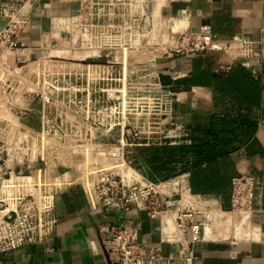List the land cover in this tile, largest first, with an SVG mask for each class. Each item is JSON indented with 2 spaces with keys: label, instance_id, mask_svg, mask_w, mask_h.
Instances as JSON below:
<instances>
[{
  "label": "built area",
  "instance_id": "1",
  "mask_svg": "<svg viewBox=\"0 0 264 264\" xmlns=\"http://www.w3.org/2000/svg\"><path fill=\"white\" fill-rule=\"evenodd\" d=\"M28 1L0 2V253L47 238L57 221L56 195L78 183L90 207L128 210L135 205L148 219H158L161 241L177 245L175 254L164 255L161 241L139 240L140 224L113 223L103 239L112 262L194 264L204 242V224L196 218L197 203L184 173L152 181L125 153L159 143L149 139L162 134L164 118L173 114L178 92L162 81L157 59L175 60L221 47L243 55L259 41L245 35L212 38L207 30L187 26L168 30V0H67L76 7L53 22L57 34L49 40L64 41L69 52L81 55L80 63H39L42 57L21 37ZM110 54L112 59L100 60ZM134 56L138 59L130 63ZM229 68L226 62L216 70ZM29 114L38 117L36 126L28 123ZM51 131L57 140L73 137L69 148L83 153V167L76 164L54 174L50 168L62 163L51 164L41 156L37 160L44 147L42 134ZM99 138L111 141H94ZM94 149L103 155L101 164L89 156ZM255 183L253 174H234L229 209L221 211L248 216Z\"/></svg>",
  "mask_w": 264,
  "mask_h": 264
},
{
  "label": "crops",
  "instance_id": "2",
  "mask_svg": "<svg viewBox=\"0 0 264 264\" xmlns=\"http://www.w3.org/2000/svg\"><path fill=\"white\" fill-rule=\"evenodd\" d=\"M75 7L74 1L67 0L28 1L25 10L28 21L21 37L32 46L36 56H41L48 48L53 22ZM167 8L172 22L184 18L190 30H207L212 38L228 40L245 35L259 41L252 51L243 55L229 54L231 49L221 47L162 61L161 79L171 84L178 97L173 114L165 117L171 128L153 142L187 143L191 140L193 126L205 123L207 116L217 110L213 102L214 80L227 71L218 72L219 64L229 62L230 68L241 64L259 78L261 96L259 104L253 108L256 128L229 153L236 173L255 176L250 214L243 217L222 212L229 209L230 192L225 195L193 193L189 173L184 172L182 176L190 197L197 203L196 218L204 224V242L198 247L194 264H264V0H168ZM3 21L0 13V28ZM26 118L31 126L37 125L36 114ZM134 160L144 172L141 162ZM50 169L56 174L63 168L56 165ZM69 172L74 174L73 169ZM54 213L57 221L47 238L1 252L0 264H117L108 258L103 246L106 229L113 223L140 224L139 240L161 241L158 219H148L135 205L128 210L92 208L78 183L68 185L56 195ZM160 246L164 255L177 252V245L172 242L164 240ZM169 264L180 262L171 260Z\"/></svg>",
  "mask_w": 264,
  "mask_h": 264
},
{
  "label": "trees",
  "instance_id": "3",
  "mask_svg": "<svg viewBox=\"0 0 264 264\" xmlns=\"http://www.w3.org/2000/svg\"><path fill=\"white\" fill-rule=\"evenodd\" d=\"M261 83L241 64H233L213 84L217 110L207 121L193 126L187 143H153L134 146L143 173L152 181L189 173L193 193L230 192L236 174L229 153L251 136L256 128L253 108L259 104Z\"/></svg>",
  "mask_w": 264,
  "mask_h": 264
},
{
  "label": "rangeland",
  "instance_id": "4",
  "mask_svg": "<svg viewBox=\"0 0 264 264\" xmlns=\"http://www.w3.org/2000/svg\"><path fill=\"white\" fill-rule=\"evenodd\" d=\"M178 22V19H174L173 22H164V26L168 30L170 28V26L172 25L173 27H176V23ZM174 25V26H173ZM178 28V26H177ZM176 28V29H177ZM181 28V27H180ZM175 28H173V31L176 30ZM180 30V29H179ZM57 33H52L51 35V39H54L55 35ZM49 40V46L46 49V51H43V53H41V62L39 63H43L44 60L46 63H51L54 65H58V66H62V65H66V64H75V63H80V60H77L80 57L78 56L77 53L74 52H69L67 54L60 52V49L65 47V42L61 41V39L57 38V42L53 43L50 42ZM113 58V54H110L108 56H101L100 60H105L110 58ZM116 59H120L119 56V52H117V55L115 57ZM136 59H138L137 57H131L129 58V62L133 63ZM174 112V111H173ZM161 128L165 130L162 131L163 132H167L168 129L171 128L169 121H165V118L163 120V124L161 125ZM164 134V133H163ZM44 136V147H43V152L40 154H36L37 156V160H41L40 156L47 162L51 163V164H61L63 165L62 168L65 169V167H73L76 164L80 165L83 167L84 165V156L83 153L79 152L77 154H74V152H71L70 150V146L69 145H73V143L75 142L73 140V137L70 138L67 135H63L62 138L60 140H57L56 136L52 134V131L50 132V134H46L45 132L42 134ZM156 137V136H155ZM155 137L152 136L149 140L150 141H155ZM40 139V138H39ZM96 142H102V141H111L109 139L106 140V138L104 139H96L94 140ZM129 149V148H128ZM89 156L91 157L92 161L98 164H101V162L104 160L102 153H100L99 150L94 149L93 151H89ZM115 155H119V151L114 152ZM127 159L130 161V163L134 166H136L137 164H135V160L133 158L134 155V150L129 149L126 153H125ZM81 167V168H82ZM137 167V166H136ZM67 169V168H66Z\"/></svg>",
  "mask_w": 264,
  "mask_h": 264
},
{
  "label": "bare ground",
  "instance_id": "5",
  "mask_svg": "<svg viewBox=\"0 0 264 264\" xmlns=\"http://www.w3.org/2000/svg\"><path fill=\"white\" fill-rule=\"evenodd\" d=\"M186 19H180V20H178V22L176 23V25L178 26V28H177V26L176 27H173V28H177L175 31H177V30H179V29H181V28H184L185 26H186V21H185ZM174 26V25H173ZM170 27H172V25L170 26ZM181 27V28H180ZM173 28H172V30H173ZM69 49L67 48V47H64V48H62V49H60V52H63V53H65V54H67V53H69ZM241 220H243V218L241 219ZM241 232V231H240Z\"/></svg>",
  "mask_w": 264,
  "mask_h": 264
},
{
  "label": "water",
  "instance_id": "6",
  "mask_svg": "<svg viewBox=\"0 0 264 264\" xmlns=\"http://www.w3.org/2000/svg\"><path fill=\"white\" fill-rule=\"evenodd\" d=\"M165 60H167V58L166 57H162V58L157 59V62H162V61H165Z\"/></svg>",
  "mask_w": 264,
  "mask_h": 264
}]
</instances>
